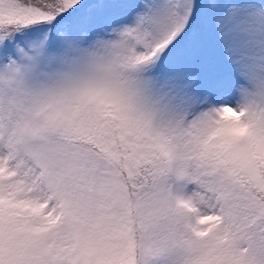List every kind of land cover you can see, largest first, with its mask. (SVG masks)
Returning a JSON list of instances; mask_svg holds the SVG:
<instances>
[{"label": "rangeland", "instance_id": "1", "mask_svg": "<svg viewBox=\"0 0 264 264\" xmlns=\"http://www.w3.org/2000/svg\"><path fill=\"white\" fill-rule=\"evenodd\" d=\"M116 2L108 1L98 13L86 10L85 2L77 4L78 10L92 12L79 28L52 27L46 40L38 31L26 32L0 45L3 188L33 207L31 222L53 217L55 203L63 214L55 215L43 233L30 236L27 264L66 262L58 250L64 231L74 225V208L66 196L55 198L56 193L71 195L65 185L58 187L55 175L58 166L68 167L63 158L71 157L54 136L63 125L85 126L83 111L97 114L107 107L104 100L118 119H128L140 133L159 128L154 139L161 137L165 149L175 152L171 166L173 171L176 163L180 166V193L197 234L203 235H187L189 247L171 264H264V218L253 220L254 201L234 175H227L218 149L224 138L235 149L248 144L235 125L246 118L253 121L245 131L258 134L264 149L262 15L249 0H230L218 19L237 38L236 53L231 47L217 48L206 62L188 60L169 72L141 55L139 44L147 43L141 39L146 24L153 30L162 25L172 0H132L124 10ZM177 3L187 7L193 1ZM220 80L229 95H209L207 88ZM88 160L94 178L102 172L121 198L117 170L106 159ZM179 229L186 234L185 221Z\"/></svg>", "mask_w": 264, "mask_h": 264}, {"label": "trees", "instance_id": "2", "mask_svg": "<svg viewBox=\"0 0 264 264\" xmlns=\"http://www.w3.org/2000/svg\"><path fill=\"white\" fill-rule=\"evenodd\" d=\"M108 1L111 0H0V44L25 30L41 34L46 27L58 24L77 28L87 15L105 11ZM126 1L132 0H123ZM192 1L186 7L172 0L163 13L162 25L153 30L147 24L146 37L141 35L147 42L143 43L141 55L158 61L162 70L172 72L188 60L206 62L209 52L217 48L231 47L236 53L237 38L226 22L218 19L227 11L230 0ZM249 1L258 8L264 25V0ZM83 2L87 3L85 9L92 12L76 8ZM212 87L206 90L212 96L230 91L227 87L228 91L224 90L222 80ZM103 103L107 107L97 114L83 111L85 126L77 129L73 124L63 125L54 136L71 157L63 158L68 167L58 166L55 175L58 187L65 185L62 188L71 195L54 192L55 198L66 196L74 208L75 220L64 231L59 255L65 264H171L189 247L188 236L196 238L190 235L187 223L192 218L177 194L180 184L168 170L167 156L174 151L165 149L161 137L154 139L159 128L140 133L128 119H118L105 100ZM252 121L246 118L235 123L245 132L248 144L244 142V147L235 149L233 142L224 138L218 149L219 158L227 165V175H234L254 201L251 208L255 220L264 218V149L256 141L258 134L245 131ZM89 158L106 159L117 170L122 180V200L102 172L99 179L94 178ZM6 166L0 164V171ZM2 184L0 178V264H27L30 236L51 227L55 215H63L61 205L55 203L54 215L46 221L31 222L28 218L33 207L18 198L14 190L6 191ZM183 221L186 234L179 229Z\"/></svg>", "mask_w": 264, "mask_h": 264}]
</instances>
